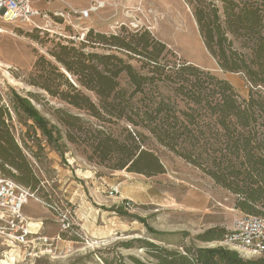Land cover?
Returning a JSON list of instances; mask_svg holds the SVG:
<instances>
[{"label": "trees", "instance_id": "trees-1", "mask_svg": "<svg viewBox=\"0 0 264 264\" xmlns=\"http://www.w3.org/2000/svg\"><path fill=\"white\" fill-rule=\"evenodd\" d=\"M218 1L220 8L215 0H184L218 68L243 76L246 99L227 81L176 59L147 32L120 38L89 30L78 47L57 43L48 58L39 56L28 77L29 85L88 119L57 109L52 123L33 106L34 94L0 91V174L37 198L43 180L30 161L32 147L62 152L67 144L99 167L162 174L145 132L154 145L235 194L236 209L264 216V0ZM101 45L109 53L86 51ZM14 122L25 131H16ZM120 124L122 136L111 129ZM227 233L208 229L195 239L215 245L183 253L145 246L158 264H264V258L246 260L217 245Z\"/></svg>", "mask_w": 264, "mask_h": 264}, {"label": "rangeland", "instance_id": "rangeland-1", "mask_svg": "<svg viewBox=\"0 0 264 264\" xmlns=\"http://www.w3.org/2000/svg\"><path fill=\"white\" fill-rule=\"evenodd\" d=\"M215 4L221 7L218 0ZM32 5L39 16L31 22L0 25V91L34 94L33 106L52 123L57 109L88 117L29 85L33 63L41 55L48 58L57 43L78 47L89 30L120 38L147 32L176 59L227 81L241 99L248 97L243 76L221 71L206 50L184 0H32ZM86 11L88 17L83 16ZM105 47L86 51L109 53ZM121 125L111 126L116 135L122 136ZM14 127L25 131L16 122ZM144 135L146 145L159 155L162 174L146 177L99 167L70 144L62 152L32 147L36 158L28 157L43 186L23 213L40 229L30 237L35 246L15 251L21 255L14 264H135L133 259L158 264L145 243L180 253L185 247H212L216 242L195 237L211 228L227 232L245 215L235 208V194ZM112 187L118 194H109ZM4 245L0 241V264H10L4 257L14 258L13 251Z\"/></svg>", "mask_w": 264, "mask_h": 264}, {"label": "built area", "instance_id": "built-area-1", "mask_svg": "<svg viewBox=\"0 0 264 264\" xmlns=\"http://www.w3.org/2000/svg\"><path fill=\"white\" fill-rule=\"evenodd\" d=\"M39 16L32 0H0V25L3 23H29ZM88 17V12L83 13ZM110 195L118 194L117 188H110ZM29 200H37L28 189L0 174V238L9 249L26 247L35 238L23 208ZM63 224V230L68 229ZM39 240V239H38ZM46 242L45 239H42ZM236 252L246 260L257 259L264 255V216L241 215L235 219L223 241L217 243Z\"/></svg>", "mask_w": 264, "mask_h": 264}, {"label": "crops", "instance_id": "crops-1", "mask_svg": "<svg viewBox=\"0 0 264 264\" xmlns=\"http://www.w3.org/2000/svg\"><path fill=\"white\" fill-rule=\"evenodd\" d=\"M28 204V203H27ZM27 204L24 206V208H23V212H24V210H25V208H26V206H27ZM24 214V213H23ZM28 219V218H27ZM29 220V219H28ZM42 225V223H40L39 224V226H41ZM29 226H30V228H31V231H32V235H35V234H37V232H38V230L40 229V227H36V224L35 223H32V222H30V220H29ZM35 228H37V231H34V229ZM0 241H1V244L3 245V246H5L4 244H6V247L7 248H9L8 246H7V243L3 240V239H1L0 238ZM32 244V246H35L34 245V241L31 243ZM31 244H29V245H31ZM29 245H27L26 247L27 248H30V246ZM26 247H19V246H15V247H12V251H13V255H14V258H12V255H10V257H4V258H6V260L5 261H9L10 262V264H14V261H16L17 259H19L20 258V253L19 254H17V253H15V251L17 250V251H20L21 249H26ZM34 248V247H33Z\"/></svg>", "mask_w": 264, "mask_h": 264}, {"label": "bare ground", "instance_id": "bare-ground-1", "mask_svg": "<svg viewBox=\"0 0 264 264\" xmlns=\"http://www.w3.org/2000/svg\"><path fill=\"white\" fill-rule=\"evenodd\" d=\"M102 5V3H100ZM5 263V262H4Z\"/></svg>", "mask_w": 264, "mask_h": 264}]
</instances>
